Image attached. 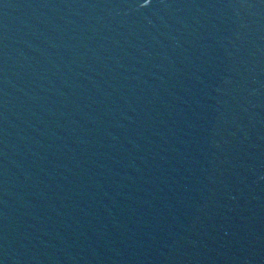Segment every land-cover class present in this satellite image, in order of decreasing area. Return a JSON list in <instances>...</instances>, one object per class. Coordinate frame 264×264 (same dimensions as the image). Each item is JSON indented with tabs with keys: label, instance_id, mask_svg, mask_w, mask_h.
<instances>
[{
	"label": "water",
	"instance_id": "obj_1",
	"mask_svg": "<svg viewBox=\"0 0 264 264\" xmlns=\"http://www.w3.org/2000/svg\"><path fill=\"white\" fill-rule=\"evenodd\" d=\"M264 122V0H0V264H62L200 148Z\"/></svg>",
	"mask_w": 264,
	"mask_h": 264
}]
</instances>
